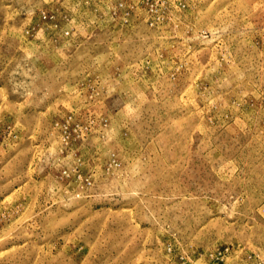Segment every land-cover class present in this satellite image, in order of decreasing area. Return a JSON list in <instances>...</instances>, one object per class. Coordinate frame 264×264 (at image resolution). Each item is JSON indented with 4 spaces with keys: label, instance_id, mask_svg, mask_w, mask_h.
<instances>
[{
    "label": "rangeland",
    "instance_id": "rangeland-1",
    "mask_svg": "<svg viewBox=\"0 0 264 264\" xmlns=\"http://www.w3.org/2000/svg\"><path fill=\"white\" fill-rule=\"evenodd\" d=\"M0 264H264V0H0Z\"/></svg>",
    "mask_w": 264,
    "mask_h": 264
}]
</instances>
